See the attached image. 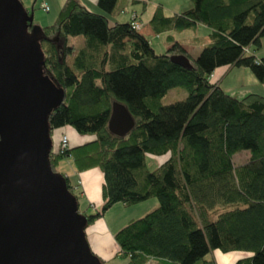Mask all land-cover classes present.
Here are the masks:
<instances>
[{
	"label": "trees",
	"instance_id": "1",
	"mask_svg": "<svg viewBox=\"0 0 264 264\" xmlns=\"http://www.w3.org/2000/svg\"><path fill=\"white\" fill-rule=\"evenodd\" d=\"M118 1L97 0L100 15L65 0L51 25L34 26L40 78L63 91L47 117L50 138L66 126L92 138L62 154L51 149V171L77 201V185L56 171L60 161L69 158L76 173L102 172L100 210L79 207L87 227L114 204L156 199V209L113 236L124 264H214L206 261L214 251L245 254L236 264H264V96L237 99L211 79L222 67L246 68L264 85V57L255 56L264 37V0H189L191 8L170 15L156 8L149 22L155 35L208 30L194 58L172 35L157 54L135 21L111 24L104 14L115 12ZM80 37V47L70 42ZM176 55L190 68L174 64ZM176 88L187 97L163 105ZM114 103L133 120L123 137L108 129ZM242 151L249 159L235 165ZM146 155L166 159L149 171Z\"/></svg>",
	"mask_w": 264,
	"mask_h": 264
},
{
	"label": "water",
	"instance_id": "2",
	"mask_svg": "<svg viewBox=\"0 0 264 264\" xmlns=\"http://www.w3.org/2000/svg\"><path fill=\"white\" fill-rule=\"evenodd\" d=\"M34 33L32 10L0 0V264H103L88 244L79 202L48 164L47 117L63 91L40 78ZM170 59L190 68L185 56ZM132 127L126 108L114 103L109 131L123 137Z\"/></svg>",
	"mask_w": 264,
	"mask_h": 264
},
{
	"label": "crops",
	"instance_id": "3",
	"mask_svg": "<svg viewBox=\"0 0 264 264\" xmlns=\"http://www.w3.org/2000/svg\"><path fill=\"white\" fill-rule=\"evenodd\" d=\"M20 1L24 8L30 9L34 8L35 3L38 0H33V3L30 7L26 5L25 0ZM64 1L65 0H40V9L41 4L46 3L47 7L49 8V11L47 13L48 16L42 17L38 21V23H36V25L41 27L42 24L46 25L52 21L54 22ZM77 1L88 11L102 14V11L97 6V0ZM158 7H161L163 9L164 14L166 15L180 14L191 8V2L189 0H119L115 12H113L112 14L104 15L108 18L111 24L129 23L135 21V23L139 25L138 32L148 39L151 46L154 42L152 38H159L161 36H165L164 38L167 41V36L172 35L176 41H179L182 44V46L188 51L191 57H196L201 51V49L207 44L208 30L202 26H198L196 29L191 31H183L180 33L169 32L160 35H155L149 27V22L152 18L154 11ZM189 40L191 41L190 43H188ZM199 40H201L200 44ZM194 42L199 45L195 47V49L192 48L191 50L189 46H191ZM260 44L261 52L259 54L255 52V56L257 58L264 57V37L261 38ZM164 47L166 48V50L168 49V42ZM232 76V82L228 81L229 78ZM211 79L213 81L218 82L221 89H223L227 94L237 99H241L244 96L252 93L264 96V85L260 84L255 79L253 74L246 68L222 67L217 69L213 73ZM62 133H66L68 135L69 144L72 147L83 145L92 140L90 136L81 138V136H75L74 134H70L69 132ZM165 159L166 157H160L159 164L163 163ZM246 159L248 160L249 158L246 157ZM68 161H70V163L72 164L70 159ZM67 177L71 180L72 183L77 185V190L81 192L80 199L78 202L82 200L85 203L84 210L87 211V209H90L91 213L99 211L103 204L102 172L99 169H92L83 173H76L72 165V171L70 172V174L67 175ZM152 205L155 206L156 204L153 203ZM115 207L117 209H120L119 211H126V213L123 215L124 217L128 215L133 216V214H136L135 212H133L135 210H125L129 206L117 203L114 204L111 208H109L100 219H98L92 225L87 227L85 231L88 244L93 254L104 263L111 262L114 258L118 257L120 253L119 248L113 237L114 234L121 228H123L129 221L135 220L137 218L139 219V217H133L135 219H129L127 223L118 227H114L115 223H109L108 220H106V217L104 216L106 214H109V212L112 211L111 209ZM121 222H119V224ZM242 257L243 255H241L240 253L223 254L219 251H214L206 257V261L213 262L214 264H236V262ZM150 264H156V262L154 261Z\"/></svg>",
	"mask_w": 264,
	"mask_h": 264
},
{
	"label": "rangeland",
	"instance_id": "4",
	"mask_svg": "<svg viewBox=\"0 0 264 264\" xmlns=\"http://www.w3.org/2000/svg\"><path fill=\"white\" fill-rule=\"evenodd\" d=\"M26 2V5L28 7H30L33 3V0H25ZM92 13H95V12H92ZM96 14H100V13H96ZM101 15V14H100ZM48 16L47 13H44L41 9H40V0H38L36 3H35V6L33 8V26H37L36 23H38V21L42 18V17H46ZM53 23L50 22L48 24H42L41 27H44V26H47V25H51ZM31 32V31H29ZM192 36V35H191ZM165 36H161L159 38H152L153 39V49L154 51L157 53V54H163L165 53L166 51V48L164 47L167 43L166 39L164 38ZM201 39V38H200ZM202 40V39H201ZM199 40V44H200V41ZM70 42H74V44L76 45V47H80L81 44H82V38H70ZM191 41L189 40L188 43H190ZM199 44L197 43H193L190 47V49L192 50L195 49V47H197ZM264 50V49H263ZM261 51H257L256 53L259 54ZM233 80V76L229 78L228 81H231L232 82ZM187 97V92L182 89V88H176V89H173L171 90L163 99H162V104L163 105H168V104H171V103H175V102H178V101H182L184 100L185 98ZM245 97V96H244ZM62 132H69L70 134H74L75 136H79L76 134V132L74 131L73 128L69 127V126H66L64 127V129H60V130H55L53 133H52V136H51V142H52V149L53 151H57L58 150V147H59V142H60V139L63 135H67L66 133H62ZM68 137V135H67ZM83 137H87V136H81V138ZM250 154L248 151H242V152H239L237 154H235L232 158V161L235 165H242L244 163L247 162V159L246 157L249 158ZM159 157H155V156H151V155H146L145 157V161H146V166H147V169L149 171H153L154 169H156L160 164H159ZM69 158H65L63 160L60 161L59 165L57 166L56 168V171L58 173H61L63 175H68L70 174V172L72 171V164L70 163V161H68ZM80 210H84V207H85V203L80 200ZM156 204L155 206H153L152 204ZM144 204V205H142ZM157 201L156 199H150V200H147L145 202H142V203H139V204H136V205H132V206H129L128 208H126L125 210H135L133 212H135L136 214H133V216H123L126 211H119L120 209H117L116 207L111 209L112 211L109 212V214H106L104 217H106V220H108L109 223H115L114 224V227H118L120 225H123L125 223H127V221L129 219H135L133 217H139L141 215H146L147 213L153 211L154 209H156V207L158 206L157 205ZM121 206V205H119ZM136 208V209H135ZM88 213L91 214V210L90 209H87ZM141 216V217H143ZM138 219V218H137ZM122 221V222H121ZM125 221V222H124ZM119 222H121L119 224ZM241 254V253H240ZM243 255V257H245L246 255L245 254H241ZM102 262V261H101ZM104 263V262H102ZM110 264H124L123 261L119 258H116V259H113L111 262H109Z\"/></svg>",
	"mask_w": 264,
	"mask_h": 264
},
{
	"label": "built area",
	"instance_id": "5",
	"mask_svg": "<svg viewBox=\"0 0 264 264\" xmlns=\"http://www.w3.org/2000/svg\"><path fill=\"white\" fill-rule=\"evenodd\" d=\"M41 8L44 11H48V7H47L46 3H42ZM134 27H135V29H138L139 25L136 23ZM68 146H69L68 138L66 135H63L60 139L59 147H58L57 151H59V153L62 154L63 152H65L68 149Z\"/></svg>",
	"mask_w": 264,
	"mask_h": 264
}]
</instances>
